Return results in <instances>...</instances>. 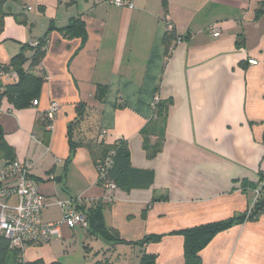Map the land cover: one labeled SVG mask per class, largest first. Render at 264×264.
I'll return each instance as SVG.
<instances>
[{
	"label": "crops",
	"instance_id": "obj_1",
	"mask_svg": "<svg viewBox=\"0 0 264 264\" xmlns=\"http://www.w3.org/2000/svg\"><path fill=\"white\" fill-rule=\"evenodd\" d=\"M130 1L132 9L94 0L5 5L0 66L46 39L45 56L33 69L47 76L40 98L23 110L7 99L0 105L6 142L16 160L32 162V177L51 203L43 221L61 220L56 201L103 202L106 226L126 243L102 242L104 252L124 264L130 254L134 264L143 254L156 256L155 264H184L178 232L233 220L200 253L201 264H264V210L248 217L264 182V0ZM73 20H82L83 37L64 31ZM168 24L181 40L169 56L163 44ZM214 25L219 37L210 30ZM12 74L7 81L0 72V83L17 82ZM157 100L164 104L162 116ZM52 102L60 108L48 124ZM70 127L83 141L73 152ZM118 140L127 143L132 168L153 173L151 186L109 191L98 184L95 160ZM87 236L82 227H63L60 238L29 244L24 261L68 264L70 250L77 254ZM146 238L153 239L127 245Z\"/></svg>",
	"mask_w": 264,
	"mask_h": 264
},
{
	"label": "trees",
	"instance_id": "obj_2",
	"mask_svg": "<svg viewBox=\"0 0 264 264\" xmlns=\"http://www.w3.org/2000/svg\"><path fill=\"white\" fill-rule=\"evenodd\" d=\"M9 0H0V36L3 32L4 19L6 16L5 5ZM67 35L72 36H84L85 27L82 20H73L67 28L64 29ZM180 37L173 29L171 32L165 33L163 37V44L166 48V54L169 56L172 49L176 45ZM31 53V56L27 53ZM46 53V39L43 38L37 41V45L32 46L28 44L24 46L22 51L14 56L8 65L0 66V72L3 73H15L17 75V82L7 83L4 85L0 83V105L4 99L10 101L14 108L17 110L27 109L37 101L42 93V88L46 82L47 76L36 75L33 73V69L41 64ZM29 63V68L26 65ZM98 99L104 101L105 90H100ZM82 107V106H81ZM158 116L163 115L164 104L158 102L156 104ZM156 113V114H157ZM80 116L83 114L80 112ZM162 120H159L156 127L159 136H163L162 132ZM48 122V120H47ZM49 124V122H48ZM70 147L73 152L79 145H82V140H75L73 135V128H69ZM100 145H104L103 142ZM147 141H146V145ZM160 141L154 149V155L159 151ZM102 155L98 156L95 160L98 168V163L104 161L111 153L113 155V164L107 171L106 179L113 182L117 188L125 191H131L133 189L147 188L152 185L154 177L153 173L137 170L132 168L129 161V153L127 143L124 140H118L112 146L102 147ZM14 149L6 142L5 134L2 126L0 125V161H4L5 166L13 163L16 159L14 157ZM98 184L103 186V180L99 179ZM77 209L82 212L87 221L88 228L87 233L89 236L101 240L106 246L113 247L117 245H125L126 243L120 238L119 232L114 228H108L104 220V208L103 202H97L90 207L78 204L75 202ZM264 210V194L263 188L259 198L254 203L248 217L254 218ZM246 219V214L242 218L238 219V223H243ZM235 221H225L202 225L199 227L187 229L178 232V235L184 238V264H201L200 253L214 240L219 234L228 231ZM159 239V237H153ZM153 238H146L142 242L129 243V246H143L145 243ZM85 250L91 251L87 246ZM99 254L96 253L95 256ZM24 251L18 249H12L9 241L0 236V264H63L59 261L46 263L42 259H37L32 262L26 263L24 261ZM156 256L150 254H143L140 259V264H155ZM95 264H115L110 258H104L97 261Z\"/></svg>",
	"mask_w": 264,
	"mask_h": 264
},
{
	"label": "built area",
	"instance_id": "obj_3",
	"mask_svg": "<svg viewBox=\"0 0 264 264\" xmlns=\"http://www.w3.org/2000/svg\"><path fill=\"white\" fill-rule=\"evenodd\" d=\"M95 4H108L119 8H134L130 0H94ZM167 32L173 30L172 25H167ZM214 37H219L218 28L214 25L210 27ZM179 39L177 41L180 42ZM32 46L37 42L31 43ZM249 64L257 65L256 60H249ZM7 81H12L15 77L12 73L3 75ZM17 76V75H16ZM159 100L156 101V104ZM155 104V105H156ZM59 104L52 102L47 114L49 123L54 119L59 111ZM156 108V107H155ZM105 132H103V135ZM111 153L104 161L98 163V180H103V187L113 191L116 185L106 179L107 171L113 164ZM33 164L30 161H18L0 168V236H4L10 243L12 249L24 251L29 244H46L52 240L60 238L62 228L76 227L88 228V221L85 215L80 212L75 202H58L62 209V218L57 222H44L43 210L50 206V202L41 194L38 182L32 177ZM264 182L256 190V200L261 194ZM108 201H112L110 196Z\"/></svg>",
	"mask_w": 264,
	"mask_h": 264
},
{
	"label": "rangeland",
	"instance_id": "obj_4",
	"mask_svg": "<svg viewBox=\"0 0 264 264\" xmlns=\"http://www.w3.org/2000/svg\"><path fill=\"white\" fill-rule=\"evenodd\" d=\"M86 238L90 242V245H91L90 247H94L93 252L85 250V247L88 246V244H86L87 243V239H86V241L84 242L86 245L80 242V246L79 248H77V254L74 253V249L70 250V252L72 251L71 256L66 260L68 264H94L96 261L103 260L104 257L107 255L109 256L110 260H113L115 264H124V263H121L122 259L118 257L119 255L116 257V255H113L114 252L112 251H106V250L105 252L103 251L101 247L103 246L102 241L100 240L96 241V238H91V236L89 235ZM84 239L85 237L83 238L82 241H84ZM72 248H74V246ZM96 253H99L100 256L99 254H97L98 257H95ZM132 255L133 254H130L128 258L125 259L127 260V264H134L135 257Z\"/></svg>",
	"mask_w": 264,
	"mask_h": 264
}]
</instances>
